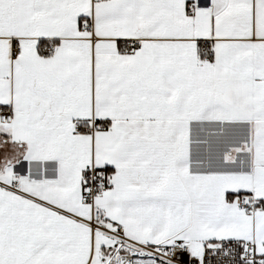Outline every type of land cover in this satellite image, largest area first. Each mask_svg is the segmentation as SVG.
Returning <instances> with one entry per match:
<instances>
[{"label":"snow or ice","instance_id":"obj_1","mask_svg":"<svg viewBox=\"0 0 264 264\" xmlns=\"http://www.w3.org/2000/svg\"><path fill=\"white\" fill-rule=\"evenodd\" d=\"M0 264H264V0H0Z\"/></svg>","mask_w":264,"mask_h":264}]
</instances>
